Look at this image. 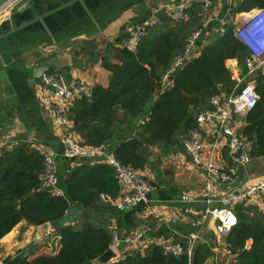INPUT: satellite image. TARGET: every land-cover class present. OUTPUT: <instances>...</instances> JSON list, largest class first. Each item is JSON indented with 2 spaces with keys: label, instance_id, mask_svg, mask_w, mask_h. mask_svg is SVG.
I'll return each mask as SVG.
<instances>
[{
  "label": "trees",
  "instance_id": "trees-1",
  "mask_svg": "<svg viewBox=\"0 0 264 264\" xmlns=\"http://www.w3.org/2000/svg\"><path fill=\"white\" fill-rule=\"evenodd\" d=\"M262 6L264 0H242L230 14ZM202 9V2H196L188 10L189 20L180 22L163 13L161 24L148 30L136 52L120 47L128 37L127 28L123 29L119 45L110 48L117 63L103 62L110 72L108 87L94 86L92 99L76 103L70 111L74 132L84 143L106 145L121 164L143 172L157 160L154 148L162 157L177 151L178 133L197 126L196 115L211 109L212 96L231 91L234 83L227 62L237 60L245 73L248 51L235 36L233 24L225 26L223 36L216 33L218 22L211 24L209 38L200 42L196 56L163 87L162 76L183 51L187 38L203 27L206 16ZM256 81L260 100L245 118L248 125L243 130L255 140L254 159L264 156V76H257ZM43 169V158L36 151L18 147L2 152L0 241L24 220L36 227L48 223L61 237V250L55 254L48 243L30 246L5 259V264H85L110 248L112 219L128 233L137 228L139 221L133 209L122 212L100 203V194L116 198L120 192L109 166L78 164L65 177L64 196L39 189ZM72 204L84 212L78 226L62 224ZM235 210L239 222L225 238L228 251L237 257L236 264H264V212L243 205ZM96 214L105 217L98 220ZM213 239L209 234L199 241L190 262L186 254L168 255L154 245L144 255H127L114 264H206L215 256Z\"/></svg>",
  "mask_w": 264,
  "mask_h": 264
},
{
  "label": "crops",
  "instance_id": "crops-1",
  "mask_svg": "<svg viewBox=\"0 0 264 264\" xmlns=\"http://www.w3.org/2000/svg\"><path fill=\"white\" fill-rule=\"evenodd\" d=\"M180 1L31 0L21 10L13 11L10 19L0 22L1 154L18 147L38 152L40 144L59 153L61 146L56 130L52 120L43 111L39 95L44 72H60L68 80L78 78L94 86L108 87L110 72L104 68L103 62L109 60L117 63L116 59H112L110 48L119 45L123 29L128 30L130 26L147 18L153 8H164ZM241 1L213 2L214 12L218 15L215 22L234 24L240 19L238 14L251 15L256 8L247 13L230 14L232 8L237 7ZM236 62L240 67L235 60L228 61L227 67L234 66ZM241 72L243 75V70ZM259 75L264 76V70L256 77ZM238 121L245 128V119L241 121L238 118ZM203 130L211 134L213 125L207 124ZM188 136L189 132L181 130L177 135L179 148L167 157H162L157 148L153 149L157 160L142 172L154 183V190L146 206L150 210L147 211L142 205L133 208L139 223L131 232L148 226L154 240L165 238L180 242L187 241L193 233L199 235L200 241L212 234L215 256L206 264H236L237 257L230 254L225 239H219L213 221L200 223L181 211L180 196L203 188L202 176L184 149V141ZM220 155L224 167L233 172L236 178L230 184L218 186L219 193L244 189L264 177V156L253 159L245 168H239L233 164L226 147L222 148ZM150 160L153 162L155 159L151 157ZM80 163L95 164L90 161H72L63 154L59 155L57 176L62 190L65 191L67 173ZM152 166L157 169L153 170ZM249 206L264 211L261 203L245 207ZM83 213L82 209L72 204L62 224L80 225ZM103 217L96 214L98 220H103ZM114 221L118 225L115 219L111 223ZM118 228L123 234H128L126 228L119 225ZM46 243L55 254L61 250V237L55 228L49 224L48 233L39 236L38 227L24 220L0 241V259L5 260L30 246L42 247ZM251 244L252 241H249L248 248Z\"/></svg>",
  "mask_w": 264,
  "mask_h": 264
},
{
  "label": "built area",
  "instance_id": "built-area-1",
  "mask_svg": "<svg viewBox=\"0 0 264 264\" xmlns=\"http://www.w3.org/2000/svg\"><path fill=\"white\" fill-rule=\"evenodd\" d=\"M21 1L9 0L0 8V19L9 16ZM200 1L206 16L203 27L193 31L187 38L183 51L174 58L170 68L162 76L163 87L168 86L171 77L196 56L200 42L204 43L209 38V28L218 19L213 1L181 0L164 8H153L147 18L128 28V37L120 43L121 48L136 52L148 30L161 24L163 13L174 22L188 21V10ZM238 16L240 19L233 24L234 34L248 51L245 60L246 72L242 75L237 62L229 67L234 83L231 91L212 96L211 109L196 115L197 126L189 131V136L184 141V149L192 165L202 176L203 188L185 192L179 198L182 213L200 223L213 221L215 232L221 240L227 238L238 225L235 210L238 205L261 203V207H264V177L255 180L244 189L218 192V186L230 184L236 178L233 172L224 167L220 155L222 148L228 149L233 164L239 168H245L254 159L252 155L255 140L244 134L238 118L244 120L260 100L256 91V75L264 70V6L253 10L251 15ZM227 24L221 21L216 33L223 36ZM93 89L94 85L78 78L68 80L63 73L45 72L42 75L39 92L43 111L53 122L58 143L63 148V155L66 158L72 161L103 164L113 169L120 192L116 198L100 194L102 203L122 211L142 205L148 211L150 209L146 206L154 190L153 181L141 171L121 164L106 145L86 144L74 132L73 123L69 118L70 111L76 103L91 100ZM207 124L213 125L211 134H206L203 130ZM2 147L3 144L0 142V156ZM37 150L44 163L43 172L39 175V189L55 196H64L65 191L60 187L57 176V159L60 154L57 150L42 144L38 145ZM110 231L112 233L110 248L116 253L112 264L127 255H144L154 245L161 247L168 255L186 254L190 262L200 241L197 233L191 234L185 242L165 238L154 240L148 226L123 234L115 221L111 223ZM0 264H5V260L0 259Z\"/></svg>",
  "mask_w": 264,
  "mask_h": 264
},
{
  "label": "water",
  "instance_id": "water-1",
  "mask_svg": "<svg viewBox=\"0 0 264 264\" xmlns=\"http://www.w3.org/2000/svg\"><path fill=\"white\" fill-rule=\"evenodd\" d=\"M8 1L9 0H0V7ZM22 1L23 2L20 5H17L15 7V10H13L14 12L12 11L13 13H15L17 10L18 11L21 10V8L24 7L25 5H29L31 0H22ZM11 15H12V13L3 19H0V22L7 21L8 19H10ZM239 69H240V71H242V68H239ZM247 125H248L247 123L244 124L245 127ZM243 129H244V127H243ZM59 153L63 154V148H61L59 150ZM37 227H38V231H39V236H44L49 231V224L48 223L44 224L42 226H37ZM115 258H116V253L111 248H109L105 253H103L98 258H96L94 260H87L85 264H112L113 261L115 260Z\"/></svg>",
  "mask_w": 264,
  "mask_h": 264
},
{
  "label": "rangeland",
  "instance_id": "rangeland-1",
  "mask_svg": "<svg viewBox=\"0 0 264 264\" xmlns=\"http://www.w3.org/2000/svg\"><path fill=\"white\" fill-rule=\"evenodd\" d=\"M152 169L155 170V169H157V168H156L155 166H152ZM157 180H158V179H157ZM48 248H50V247L48 246Z\"/></svg>",
  "mask_w": 264,
  "mask_h": 264
}]
</instances>
